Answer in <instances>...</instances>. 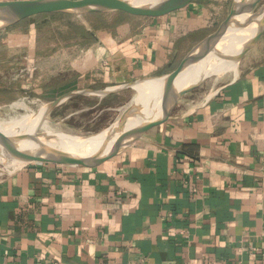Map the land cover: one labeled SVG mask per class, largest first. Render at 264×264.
I'll return each instance as SVG.
<instances>
[{"label":"crops","instance_id":"0c3cea01","mask_svg":"<svg viewBox=\"0 0 264 264\" xmlns=\"http://www.w3.org/2000/svg\"><path fill=\"white\" fill-rule=\"evenodd\" d=\"M212 16L196 1L131 16L77 52L78 89L172 71ZM0 264H264V34L230 80L121 154L0 174Z\"/></svg>","mask_w":264,"mask_h":264},{"label":"water","instance_id":"95a60500","mask_svg":"<svg viewBox=\"0 0 264 264\" xmlns=\"http://www.w3.org/2000/svg\"><path fill=\"white\" fill-rule=\"evenodd\" d=\"M196 0H0V31L17 25L23 20L43 14H66L71 16H88L91 14L126 13L133 17H162L181 10ZM261 3V6L255 8ZM248 13L240 20L241 15ZM246 15V14H245ZM256 24L257 31L246 42L241 44L240 52L234 56L221 52L218 45L232 29L241 30ZM264 34V0H233L229 13L219 26L210 34L198 41L183 57L172 71L154 77H144L131 82L103 88H84L68 91L50 101L42 109L40 120L28 134H7L0 131V165L21 167L32 163H50L57 165H82L95 167L121 154L137 140L144 138L146 133L170 119L182 98L198 88L207 78L205 75L208 61L215 56L226 59L221 67L233 62L239 63L249 50L254 48ZM226 65V66H225ZM186 73L192 74L188 84L178 88L176 82ZM146 79L161 81L162 102L154 112L144 111L140 106H131L123 111L115 126L110 125L108 132L98 149L91 154H82L60 149L50 141L58 139L57 133L44 132V122L57 107L68 100L80 97H98L104 99L133 88ZM131 111H133L131 113ZM151 113V114H150ZM138 118V122L126 129L128 117ZM72 135V134H70ZM96 135V134H95ZM80 136V135H74ZM89 140L93 135H83ZM28 140L32 146L22 147L18 141Z\"/></svg>","mask_w":264,"mask_h":264},{"label":"rangeland","instance_id":"374dc122","mask_svg":"<svg viewBox=\"0 0 264 264\" xmlns=\"http://www.w3.org/2000/svg\"><path fill=\"white\" fill-rule=\"evenodd\" d=\"M232 1L196 0L197 4L209 10L212 20L206 30L196 31L184 40L183 49L213 32L229 13ZM260 6L261 3L255 10ZM131 18L121 13L108 16L105 20L93 19L89 15H40L0 31V120L9 121L37 113L63 93L81 87L83 78L75 62L77 52L83 55L82 51L96 43L101 33L114 36L118 28ZM92 25L97 27V41L84 36L82 30L91 29ZM154 76L160 75L144 77ZM232 76V72L211 76L182 100L209 93ZM136 94L137 90L130 88L104 99L80 97L68 100L52 111L42 130L80 136L101 132L112 123L115 125ZM14 169L9 165H0V174Z\"/></svg>","mask_w":264,"mask_h":264},{"label":"bare ground","instance_id":"6f19581e","mask_svg":"<svg viewBox=\"0 0 264 264\" xmlns=\"http://www.w3.org/2000/svg\"><path fill=\"white\" fill-rule=\"evenodd\" d=\"M246 14V15H245ZM248 13L241 15L240 20H244L247 17ZM257 31L256 24H251L248 27L241 30H230L225 36L224 40L218 45V48L221 52L227 53L230 56H234L240 52L241 44L246 42L250 37H252ZM226 63V59L220 56H215L211 61H208V68L205 75H221L226 72H232L233 74L237 72L238 65L237 63H232L227 67H221L222 64ZM226 66V65H225ZM192 74L186 73L176 82V86L181 88L188 84L191 79ZM137 94L134 96L132 102L126 106L124 109H129L132 105L140 108H143L144 111L154 112L155 108L161 105L162 102V92H161V81L156 79H146L135 85ZM32 103V102H31ZM35 105V104H34ZM123 106V105H121ZM42 109L37 113H29L21 117L11 119L9 121L0 120V131L14 135V134H28L33 131L37 122L41 118ZM153 111V112H152ZM33 112V110H32ZM133 111H131L132 113ZM150 113V114H151ZM1 119V118H0ZM131 121V122H130ZM130 122V123H129ZM138 122V118L130 115L127 120L126 129ZM115 126V125H114ZM43 131V130H42ZM108 128L102 130L101 132L90 134L93 137H90L89 140L83 139L82 136L74 135H65L60 133L58 139L50 141L51 144L55 145L60 149H64L71 152H77L82 154H91L98 149L100 144L103 142ZM96 134V135H95ZM18 144L22 147L32 146L33 143L28 140L18 141ZM10 168H16L11 167Z\"/></svg>","mask_w":264,"mask_h":264},{"label":"trees","instance_id":"16d2710c","mask_svg":"<svg viewBox=\"0 0 264 264\" xmlns=\"http://www.w3.org/2000/svg\"><path fill=\"white\" fill-rule=\"evenodd\" d=\"M119 13H121L123 15H126L127 17H130L131 18L130 15H128L126 13H123V12H118V13H114V14H111V15H115V14H119ZM43 15H46L47 16V15H66V14H43ZM111 15L110 14H107V15H105V14H91L89 16L90 17H93V19L105 20L108 16H111ZM66 16H71V15H66ZM91 27H92L91 29L82 28V30L85 33L84 36H86L87 38H89L91 41H97V37L95 35V30H97V27H95V25H92ZM112 95H115V94H112ZM112 95H110V96H112Z\"/></svg>","mask_w":264,"mask_h":264}]
</instances>
